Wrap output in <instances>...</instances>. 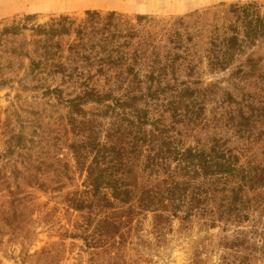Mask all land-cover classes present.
Returning a JSON list of instances; mask_svg holds the SVG:
<instances>
[{"label":"rangeland","instance_id":"374dc122","mask_svg":"<svg viewBox=\"0 0 264 264\" xmlns=\"http://www.w3.org/2000/svg\"><path fill=\"white\" fill-rule=\"evenodd\" d=\"M249 4L264 11V0H0V33L29 15L37 16L41 24L61 16L81 21L93 11L115 12L133 23L138 16L154 18L155 24L144 25V30L153 35L155 53L168 59L166 82L171 88L165 95L175 97L188 87L202 100L207 96L208 126L192 132L194 128L184 121L175 124L172 136L180 133L186 147L198 144L207 149L216 141L226 142L236 150L241 165L255 169L264 167V122L253 121L251 140L241 139L235 124L222 118V108L227 107L239 123V107L223 106L222 101L232 96L244 104L249 96L255 107L264 108V37L244 43L225 70L209 63L213 48L219 49L223 37L232 35L229 28L236 18L231 9ZM31 39L26 34L14 40L25 44ZM24 75V70L9 69L0 75V153L5 149L2 125L7 120L16 129L22 125L29 136L35 132L33 126L38 127L43 142L35 138L32 156L16 157L17 167L14 160L0 163L9 186H0V264H264V186L245 191L252 208L249 214L242 208L241 214L245 211L248 219H222L219 211L215 216L200 213L184 222L171 219L164 225L165 221L163 233L157 236L154 213L143 210L133 216L124 237H92L90 233L107 215L100 209L73 207L85 191L86 175L66 148L74 137L64 124L65 110L56 99L27 91L21 81ZM174 122L166 114V125ZM58 158L67 169L57 163ZM163 178L155 183L163 186ZM219 203L212 205L214 212ZM125 207L115 204L107 212L118 209L124 214Z\"/></svg>","mask_w":264,"mask_h":264},{"label":"trees","instance_id":"16d2710c","mask_svg":"<svg viewBox=\"0 0 264 264\" xmlns=\"http://www.w3.org/2000/svg\"><path fill=\"white\" fill-rule=\"evenodd\" d=\"M230 12L236 18L229 28L232 35L224 36L221 47L213 48L209 57V63L221 65L222 70L244 43L264 37V11L257 4L233 7ZM135 21L115 12L93 11L81 21L61 16L41 24L37 16L29 15L0 33V75L8 69L24 70L21 81L26 82L27 91L56 99L65 110L64 124L74 137L66 148L86 175L85 191L73 207L105 211L106 218L90 235L111 239L124 237L133 216L143 210L154 213L157 236L163 233L165 221L164 225L171 219L184 222L200 213L215 216L219 211L222 219H248L245 211L249 214L252 206L245 191L263 188L264 167L241 165L236 150L226 142L216 141L207 149L198 144L186 147L178 138L180 133L172 136L175 124L184 121L194 128L192 132L208 126L207 96L202 100L188 87L175 97L165 95L171 88L166 82L168 59L155 53L153 35L144 30V25H154L156 20L138 16ZM26 34L32 38L29 42L14 40ZM244 101L232 96L222 101L229 108L238 105L239 123L227 107L222 108V118L235 124L237 136L249 141L251 123L264 122V108L255 107L249 96ZM166 114L175 120L172 126L166 125ZM2 129L5 149L0 163L11 164L23 153L32 156V144L41 137L38 127L33 126L35 132L29 136L22 125L16 129L7 120ZM42 142L40 138L38 143ZM57 161L67 169L63 161ZM161 177L163 186L155 183ZM199 180L205 183L198 184ZM0 186L9 187L2 172ZM218 201L214 212L212 205ZM115 204L126 206V213L117 209L108 214Z\"/></svg>","mask_w":264,"mask_h":264}]
</instances>
